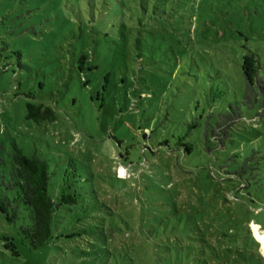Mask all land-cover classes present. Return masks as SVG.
Masks as SVG:
<instances>
[{"label": "rangeland", "instance_id": "obj_1", "mask_svg": "<svg viewBox=\"0 0 264 264\" xmlns=\"http://www.w3.org/2000/svg\"><path fill=\"white\" fill-rule=\"evenodd\" d=\"M247 55L264 76V0H0V201L18 192L13 144L47 162L54 199L77 198L37 251L26 208L0 210V264H264ZM41 102L56 122L27 120ZM231 105L244 120L221 149L206 134Z\"/></svg>", "mask_w": 264, "mask_h": 264}, {"label": "trees", "instance_id": "obj_2", "mask_svg": "<svg viewBox=\"0 0 264 264\" xmlns=\"http://www.w3.org/2000/svg\"><path fill=\"white\" fill-rule=\"evenodd\" d=\"M146 13L145 5L142 6ZM85 57H83L84 59ZM243 74L246 80V87L243 94L242 105L248 110L258 108L264 113V76L261 74L259 61L254 55H247L242 65ZM29 98L34 99L31 95ZM27 120L37 124L43 122H56L57 111L46 103L27 105ZM244 120L241 109L238 106H230V111L220 116L215 128H208L206 136L221 149L232 138L234 131ZM180 144L184 145L183 142ZM4 145L0 143V172L5 166L1 156ZM9 157L12 161V169L9 173L8 184L3 181L7 189L17 190V196L12 201L9 198L0 201V210L6 215L10 223L20 219L21 205L30 214L31 225L21 227V235L24 241L32 250H40L47 246L53 238V221L56 213L63 206L77 204L75 194L63 193L57 199L50 194L51 176L47 162L38 155L27 156L23 150L13 144ZM6 179L5 176L2 177ZM8 249L12 248L9 244Z\"/></svg>", "mask_w": 264, "mask_h": 264}, {"label": "bare ground", "instance_id": "obj_3", "mask_svg": "<svg viewBox=\"0 0 264 264\" xmlns=\"http://www.w3.org/2000/svg\"><path fill=\"white\" fill-rule=\"evenodd\" d=\"M122 173H123V171H122Z\"/></svg>", "mask_w": 264, "mask_h": 264}]
</instances>
